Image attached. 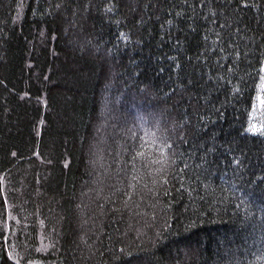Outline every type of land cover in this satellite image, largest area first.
<instances>
[{"label": "trees", "instance_id": "16d2710c", "mask_svg": "<svg viewBox=\"0 0 264 264\" xmlns=\"http://www.w3.org/2000/svg\"><path fill=\"white\" fill-rule=\"evenodd\" d=\"M0 264H264V0H0Z\"/></svg>", "mask_w": 264, "mask_h": 264}, {"label": "snow or ice", "instance_id": "6c2138e0", "mask_svg": "<svg viewBox=\"0 0 264 264\" xmlns=\"http://www.w3.org/2000/svg\"><path fill=\"white\" fill-rule=\"evenodd\" d=\"M255 130V129H254Z\"/></svg>", "mask_w": 264, "mask_h": 264}]
</instances>
